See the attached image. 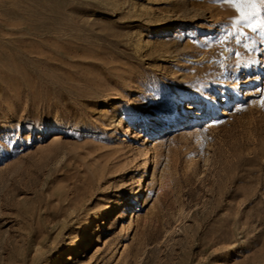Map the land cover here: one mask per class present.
<instances>
[{
	"label": "rangeland",
	"instance_id": "374dc122",
	"mask_svg": "<svg viewBox=\"0 0 264 264\" xmlns=\"http://www.w3.org/2000/svg\"><path fill=\"white\" fill-rule=\"evenodd\" d=\"M261 101L264 5L0 0V264H264Z\"/></svg>",
	"mask_w": 264,
	"mask_h": 264
},
{
	"label": "bare ground",
	"instance_id": "6f19581e",
	"mask_svg": "<svg viewBox=\"0 0 264 264\" xmlns=\"http://www.w3.org/2000/svg\"><path fill=\"white\" fill-rule=\"evenodd\" d=\"M160 32H162V34H166L168 31H170V27H166V28H163V29H160L159 30ZM217 104H219V102H217ZM179 117H182V113H181V111H174L167 119H165V120H163L162 122H157L156 123V128L154 129V134L156 133V131H157V129L158 128H163V127H165L167 124H169V123H171L173 120H177ZM167 120H168V123H167ZM148 163V162H147ZM141 192V186L139 187V191H138V193H140ZM121 203H123V201L122 200H120L118 203H117V206H115L114 207V205L108 210V214L109 215H113L114 214V211L116 210V209H121V207H120V205H121ZM98 220V215H95L91 220H90V225L89 226H87L86 228H85V230H88V229H90V226L92 225V224H95V222ZM86 236L87 235H84L83 233H81V235L79 236V245H78V247L76 248V251L74 252L75 254H79L81 251H82V247H85V246H87V244H88V241L86 240ZM67 258L68 259H70V258H72L71 256H70V254L69 255H67Z\"/></svg>",
	"mask_w": 264,
	"mask_h": 264
},
{
	"label": "snow or ice",
	"instance_id": "6c2138e0",
	"mask_svg": "<svg viewBox=\"0 0 264 264\" xmlns=\"http://www.w3.org/2000/svg\"><path fill=\"white\" fill-rule=\"evenodd\" d=\"M228 2L235 3L236 8L240 10V18L242 20H248L250 17L255 16L257 9L264 5V0H228ZM246 9H250L251 11H245ZM248 26L255 31V27L252 24ZM245 46L247 47V45ZM261 104L264 106V101H261Z\"/></svg>",
	"mask_w": 264,
	"mask_h": 264
}]
</instances>
